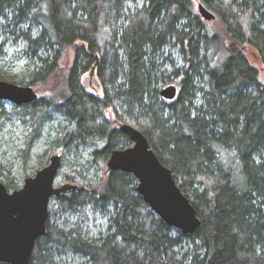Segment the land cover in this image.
Masks as SVG:
<instances>
[{
    "label": "trees",
    "instance_id": "16d2710c",
    "mask_svg": "<svg viewBox=\"0 0 264 264\" xmlns=\"http://www.w3.org/2000/svg\"><path fill=\"white\" fill-rule=\"evenodd\" d=\"M194 1L0 0L1 35L36 61L8 79L40 94L14 108L29 128L23 159L46 138L62 152L56 183L76 187L52 198L31 264H264V0H201L214 22ZM93 69L98 95L81 82ZM171 85L174 100L161 96ZM123 124L173 172L201 221L193 234L161 220L132 174L106 166L133 145ZM92 168L107 175L93 180ZM0 182L21 188L1 162Z\"/></svg>",
    "mask_w": 264,
    "mask_h": 264
},
{
    "label": "water",
    "instance_id": "95a60500",
    "mask_svg": "<svg viewBox=\"0 0 264 264\" xmlns=\"http://www.w3.org/2000/svg\"><path fill=\"white\" fill-rule=\"evenodd\" d=\"M198 11L207 21L216 18L202 4L198 5ZM177 94L173 85L161 91V96L168 100H174ZM38 97L31 86L0 80V101L24 106L32 104ZM121 130L133 145L111 153L107 163L109 170L132 174L138 181V194L161 220L185 235L193 234L201 221L173 172L163 165L139 129L123 124ZM61 166V156L54 155L50 164L26 179L20 189L9 191L0 182V263L31 264L36 242L46 234L52 198L76 189L70 184L55 186Z\"/></svg>",
    "mask_w": 264,
    "mask_h": 264
},
{
    "label": "rangeland",
    "instance_id": "374dc122",
    "mask_svg": "<svg viewBox=\"0 0 264 264\" xmlns=\"http://www.w3.org/2000/svg\"><path fill=\"white\" fill-rule=\"evenodd\" d=\"M200 1L201 0L194 1L197 11ZM213 22L211 23L213 24ZM33 28L35 31L37 30L35 26ZM1 33L2 30L0 31V43H6L7 56L0 62V80L10 82L9 80H15L27 75L30 69L35 67L36 61L25 55L24 50L28 47L26 43L21 41L14 42L15 39H8L6 34H2L3 37ZM249 59L257 68L260 69L262 67L256 56H250ZM71 62L72 59L69 57L65 58L63 63L66 64ZM81 82L88 93L97 95L102 93L99 79L95 74H90V71L83 75ZM33 88L36 89L37 87L34 86ZM35 91H37V89ZM1 102L3 103L2 109L5 111V117L0 119V162L11 171L12 176L16 179L20 187H23L26 179L34 177L39 170H42L50 164L51 158L54 155L62 156V152L60 149L52 147L50 142L48 143L45 141L46 138H44L34 145L29 158L26 160L25 158L23 159V151L25 150L26 138L29 133L28 124L25 123L20 115L14 112V104L6 101ZM107 113L110 119H114L110 110H108ZM45 133L47 136V132ZM87 158L88 153L82 156L72 154L70 157L73 163H82V161ZM95 171L96 170L92 168L90 172L93 180L107 175L105 172L101 173L100 171L96 173ZM63 183L62 180L59 179L57 180L56 186L59 187ZM94 223H96L99 230L106 225V220L99 215Z\"/></svg>",
    "mask_w": 264,
    "mask_h": 264
},
{
    "label": "flooded vegetation",
    "instance_id": "af4514ba",
    "mask_svg": "<svg viewBox=\"0 0 264 264\" xmlns=\"http://www.w3.org/2000/svg\"><path fill=\"white\" fill-rule=\"evenodd\" d=\"M92 75H93V74H92ZM60 186H61V185H60ZM60 186H59V187H60ZM56 187H58V186H56Z\"/></svg>",
    "mask_w": 264,
    "mask_h": 264
}]
</instances>
